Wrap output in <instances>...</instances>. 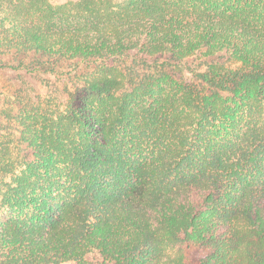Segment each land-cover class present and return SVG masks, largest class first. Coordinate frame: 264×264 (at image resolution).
Instances as JSON below:
<instances>
[{
    "label": "trees",
    "instance_id": "16d2710c",
    "mask_svg": "<svg viewBox=\"0 0 264 264\" xmlns=\"http://www.w3.org/2000/svg\"><path fill=\"white\" fill-rule=\"evenodd\" d=\"M0 68V264H264V0H0Z\"/></svg>",
    "mask_w": 264,
    "mask_h": 264
},
{
    "label": "rangeland",
    "instance_id": "374dc122",
    "mask_svg": "<svg viewBox=\"0 0 264 264\" xmlns=\"http://www.w3.org/2000/svg\"><path fill=\"white\" fill-rule=\"evenodd\" d=\"M53 4H58L66 0H50ZM29 56V55H28ZM28 62L32 61V56H29ZM187 74V73H186ZM53 75V74H52ZM46 78H49L52 82L57 83V79L51 75H44ZM187 76H190L187 74ZM48 83L43 81V78L34 76L33 74H27L23 71H13L8 69L0 68V112L9 106H12L16 102V96L20 93L25 94L24 91H30L32 95L44 94L46 92V86ZM58 85V83H57ZM18 105L11 107V110H14V113H17L19 110ZM2 116L0 115V121ZM2 123V122H1ZM0 123V124H1ZM0 133H2L0 129ZM26 152V146H22ZM185 255L187 262L189 264H200L202 261L206 260L207 252L205 249L199 248H190L185 250Z\"/></svg>",
    "mask_w": 264,
    "mask_h": 264
}]
</instances>
